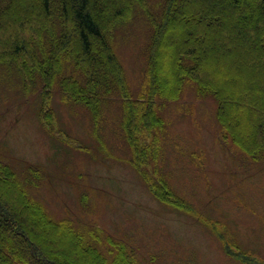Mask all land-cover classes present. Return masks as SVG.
I'll return each mask as SVG.
<instances>
[{
    "label": "rangeland",
    "instance_id": "obj_1",
    "mask_svg": "<svg viewBox=\"0 0 264 264\" xmlns=\"http://www.w3.org/2000/svg\"><path fill=\"white\" fill-rule=\"evenodd\" d=\"M161 1L148 0L153 14ZM150 39L138 12L112 43L134 102L149 97ZM10 64L0 65V163L51 217L126 243L137 264H264V154L253 159L223 138L213 97L199 96L190 83L178 101L155 100L164 127L158 163L146 170L182 204L172 205L131 163L120 91L95 115L58 82L28 87ZM69 68L63 77L72 75ZM78 81L85 87L86 79Z\"/></svg>",
    "mask_w": 264,
    "mask_h": 264
},
{
    "label": "trees",
    "instance_id": "obj_2",
    "mask_svg": "<svg viewBox=\"0 0 264 264\" xmlns=\"http://www.w3.org/2000/svg\"><path fill=\"white\" fill-rule=\"evenodd\" d=\"M159 7L153 14L148 0H0V65H14L28 87L40 82L48 90L58 82L68 98L94 114L120 91L132 165L154 195L179 205L146 170L158 163V129L164 127L154 114L155 100L178 101L185 86L194 84L199 96L217 102V120L227 130L223 138L232 137L253 159L263 155L264 0H162ZM138 12L151 27L149 97L134 102L112 43L118 27ZM66 66L72 69L69 78L63 77ZM78 79H86L85 87ZM150 136L152 142H145ZM0 264H137V259L124 242L51 217L13 168L0 163Z\"/></svg>",
    "mask_w": 264,
    "mask_h": 264
}]
</instances>
